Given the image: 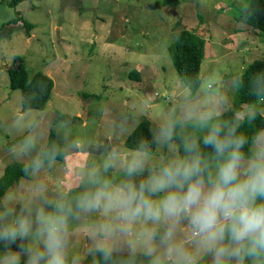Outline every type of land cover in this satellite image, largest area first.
Wrapping results in <instances>:
<instances>
[{
	"label": "clouds",
	"instance_id": "obj_1",
	"mask_svg": "<svg viewBox=\"0 0 264 264\" xmlns=\"http://www.w3.org/2000/svg\"><path fill=\"white\" fill-rule=\"evenodd\" d=\"M241 2L247 26L260 8ZM182 84L163 90L169 106L135 147L95 145L99 163L79 159L89 143L69 139L66 123L5 122L22 133L4 155L27 183L0 199V264H264V126L251 130L264 121V70L247 82L213 76L202 92L192 76ZM242 89L252 99L237 106ZM128 120L114 126L117 137ZM53 130L59 139L48 138ZM69 156L72 179L50 184L45 174Z\"/></svg>",
	"mask_w": 264,
	"mask_h": 264
},
{
	"label": "rangeland",
	"instance_id": "obj_2",
	"mask_svg": "<svg viewBox=\"0 0 264 264\" xmlns=\"http://www.w3.org/2000/svg\"><path fill=\"white\" fill-rule=\"evenodd\" d=\"M11 2L0 0V179L15 163L5 157V146L22 135L2 125L17 116H43L47 125L66 123L69 139L89 143L87 154L79 157L88 164L101 159L97 144L116 140L126 146L143 121L169 106L163 90L171 94L183 88L169 53L182 33L207 41L198 91L213 76L228 80L253 61H264V33L237 21L241 0H27L17 9L19 24L11 23L19 19ZM23 22L34 27L27 32ZM20 61L29 80L43 73L54 81L43 111H22V92L12 88L9 73ZM135 72L141 80L131 77ZM146 100L153 109L141 113ZM125 116L129 131L117 137L114 126ZM73 159L58 161L55 171L45 174L48 182L70 181ZM25 183L22 179L6 196L21 195Z\"/></svg>",
	"mask_w": 264,
	"mask_h": 264
},
{
	"label": "trees",
	"instance_id": "obj_3",
	"mask_svg": "<svg viewBox=\"0 0 264 264\" xmlns=\"http://www.w3.org/2000/svg\"><path fill=\"white\" fill-rule=\"evenodd\" d=\"M27 0H12L10 3L11 7L18 9L20 3ZM250 3L254 7L258 6L260 12L255 15L252 19L247 22V25L252 28L262 31L264 33V0H250ZM19 19L12 21L11 23L19 24L22 22L20 12L17 10ZM237 21H240V14L237 15ZM22 26L27 32L33 28L32 24L22 23ZM2 29H0V32ZM206 48L207 41L201 35L197 33H190L186 35L182 33V37L176 40L170 47L169 53L172 57L173 63L180 77V80L184 79L185 76H192L193 79V91H198L202 84V67L204 60L206 59ZM19 59L17 60V62ZM264 70V61L255 60L253 61L241 75L244 76L245 81L247 78L255 73ZM11 75L12 88L15 90H21L22 92V111L27 112L30 110H45L48 102L51 99L54 81L51 77L46 74L38 73L31 80L28 78L23 61H20L19 67L9 70ZM131 77L135 80H141L139 72L131 74ZM88 97V96H87ZM252 99L248 96L246 89H242L236 94L235 104L247 103ZM151 121L145 120L138 127L134 134L127 141V147H135V143L140 136L147 137L149 135L148 128ZM264 126V121L257 120L254 130L256 127ZM51 139H56L55 133L52 132ZM64 160H60L63 162ZM20 165L17 163L11 164L6 169L4 175L0 179V198H4L9 190L18 184L23 178L19 171Z\"/></svg>",
	"mask_w": 264,
	"mask_h": 264
},
{
	"label": "water",
	"instance_id": "obj_4",
	"mask_svg": "<svg viewBox=\"0 0 264 264\" xmlns=\"http://www.w3.org/2000/svg\"><path fill=\"white\" fill-rule=\"evenodd\" d=\"M17 67H19V64L15 68H17Z\"/></svg>",
	"mask_w": 264,
	"mask_h": 264
},
{
	"label": "crops",
	"instance_id": "obj_5",
	"mask_svg": "<svg viewBox=\"0 0 264 264\" xmlns=\"http://www.w3.org/2000/svg\"><path fill=\"white\" fill-rule=\"evenodd\" d=\"M24 2H25V1H24ZM22 3H23V2H22ZM20 4H21V3H20ZM20 4H19V5H20ZM18 7H19V6H18Z\"/></svg>",
	"mask_w": 264,
	"mask_h": 264
}]
</instances>
